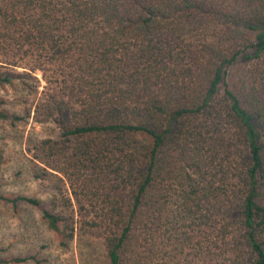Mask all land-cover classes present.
Returning a JSON list of instances; mask_svg holds the SVG:
<instances>
[{
	"label": "trees",
	"instance_id": "trees-1",
	"mask_svg": "<svg viewBox=\"0 0 264 264\" xmlns=\"http://www.w3.org/2000/svg\"><path fill=\"white\" fill-rule=\"evenodd\" d=\"M0 84L23 91L1 119L58 128L31 152L49 197L0 199L59 246L264 264V0H0Z\"/></svg>",
	"mask_w": 264,
	"mask_h": 264
},
{
	"label": "rangeland",
	"instance_id": "rangeland-1",
	"mask_svg": "<svg viewBox=\"0 0 264 264\" xmlns=\"http://www.w3.org/2000/svg\"><path fill=\"white\" fill-rule=\"evenodd\" d=\"M21 96L23 91L0 84V109L20 110ZM57 133L53 122H37L32 117L15 122L0 118L4 158L0 169L1 194L28 195L41 200L49 197L43 183L31 175V152L37 141ZM12 256L26 257V260L0 264H108L100 237L77 235L68 248H62L38 209L22 204L14 211L0 199V258Z\"/></svg>",
	"mask_w": 264,
	"mask_h": 264
}]
</instances>
